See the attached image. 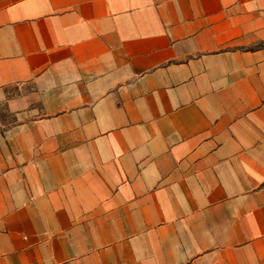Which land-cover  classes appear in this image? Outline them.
I'll use <instances>...</instances> for the list:
<instances>
[{
    "label": "crops",
    "instance_id": "crops-1",
    "mask_svg": "<svg viewBox=\"0 0 264 264\" xmlns=\"http://www.w3.org/2000/svg\"><path fill=\"white\" fill-rule=\"evenodd\" d=\"M0 264H264V0H0Z\"/></svg>",
    "mask_w": 264,
    "mask_h": 264
}]
</instances>
